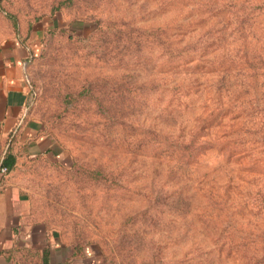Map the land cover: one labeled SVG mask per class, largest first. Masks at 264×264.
Instances as JSON below:
<instances>
[{
  "label": "rangeland",
  "instance_id": "rangeland-1",
  "mask_svg": "<svg viewBox=\"0 0 264 264\" xmlns=\"http://www.w3.org/2000/svg\"><path fill=\"white\" fill-rule=\"evenodd\" d=\"M17 37L50 148L9 181L53 263L264 264V0H0ZM201 118L208 149L170 153Z\"/></svg>",
  "mask_w": 264,
  "mask_h": 264
},
{
  "label": "crops",
  "instance_id": "crops-1",
  "mask_svg": "<svg viewBox=\"0 0 264 264\" xmlns=\"http://www.w3.org/2000/svg\"><path fill=\"white\" fill-rule=\"evenodd\" d=\"M31 49L20 37L0 40V184L3 185L0 191V264H16L19 250L39 251L50 264H73L77 261L73 259L74 248L64 259L53 263V250L64 256L66 247L49 241L40 226H27L28 199L9 181L11 172L23 158H36L50 148V140L39 135L37 125L27 119L29 91L25 67L33 49L36 52V48ZM6 156H12L15 164L5 175L1 166Z\"/></svg>",
  "mask_w": 264,
  "mask_h": 264
},
{
  "label": "trees",
  "instance_id": "trees-1",
  "mask_svg": "<svg viewBox=\"0 0 264 264\" xmlns=\"http://www.w3.org/2000/svg\"><path fill=\"white\" fill-rule=\"evenodd\" d=\"M186 63L182 61L176 64L175 74L177 76L183 74H189L190 68L188 66H185ZM206 129H207L206 122L203 118H201L198 121L196 127L192 131H190L188 135L184 136V138H182V140H180L178 144H176V146H173V148L169 150L170 153L177 155L181 160H187V159H191L193 156H195V154L207 150L209 147V143L205 139L206 136L204 135L206 134H201ZM14 164H15V159L12 156H6L5 160L2 163L1 169L7 168L9 172L14 168ZM182 164L185 165L186 162H182ZM79 249L77 247L74 248L73 259L75 260H78L80 256L85 255V251L84 250H83L84 252L83 251L81 252V250L78 251ZM41 258H42V264H50L47 257L44 254L41 255ZM108 262H109L108 259L104 258L103 262L100 264H109ZM71 263L72 262H67L65 264H71ZM111 264H125V262L121 260L118 262L117 261L111 262Z\"/></svg>",
  "mask_w": 264,
  "mask_h": 264
},
{
  "label": "built area",
  "instance_id": "built-area-1",
  "mask_svg": "<svg viewBox=\"0 0 264 264\" xmlns=\"http://www.w3.org/2000/svg\"><path fill=\"white\" fill-rule=\"evenodd\" d=\"M1 172L3 173V174H8V170H7V168H2L1 169ZM3 189V185L2 184H0V191Z\"/></svg>",
  "mask_w": 264,
  "mask_h": 264
}]
</instances>
